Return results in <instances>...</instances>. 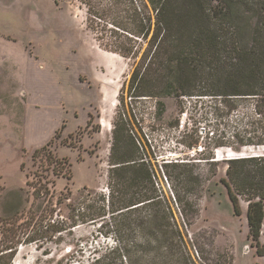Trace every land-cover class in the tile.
Masks as SVG:
<instances>
[{
	"label": "rangeland",
	"instance_id": "obj_1",
	"mask_svg": "<svg viewBox=\"0 0 264 264\" xmlns=\"http://www.w3.org/2000/svg\"><path fill=\"white\" fill-rule=\"evenodd\" d=\"M135 29L130 0H0V264H89L114 247L108 198L140 190L127 183L123 194V179L108 175L128 156L148 162L159 207L183 226L194 264H264L247 202L236 215L221 181L237 153L264 155V117L255 110L264 102L133 96L134 60L152 35L142 39ZM48 143L49 164L33 157ZM170 162L179 167L164 166ZM146 215L128 214L135 244L144 242ZM260 240L264 246V222ZM109 258L121 264L117 254Z\"/></svg>",
	"mask_w": 264,
	"mask_h": 264
},
{
	"label": "trees",
	"instance_id": "obj_2",
	"mask_svg": "<svg viewBox=\"0 0 264 264\" xmlns=\"http://www.w3.org/2000/svg\"><path fill=\"white\" fill-rule=\"evenodd\" d=\"M84 1L90 4L91 0ZM130 3L136 24L132 33L144 39L152 31L143 56L134 60L137 64L130 78L133 96L244 95L264 102V0H146L142 7L134 0ZM261 106L264 103H258L255 110L264 117ZM114 138L120 141L115 132ZM258 144L264 145V138ZM48 145L36 149L33 157L48 160L49 164L52 155ZM147 164L134 156L112 163L108 175L123 179V194L127 193V183H136L140 190L131 198H108L107 214L113 222L115 246L91 257L89 264H113L109 255L114 253L121 264H194L183 226L168 206L163 210L159 207L162 202ZM227 165L226 177L221 181L236 215L242 213L240 200L247 202L249 236L257 254L263 256L260 237L264 222V155L233 157ZM164 166L175 170L179 164L170 162ZM57 167L60 168L54 164L52 169ZM142 173L145 177H141ZM144 178L149 182L148 191L141 190L145 186L139 180ZM38 183L41 187V179ZM138 208L145 209L146 218L140 220L149 226L143 244L133 243L127 233L128 214ZM8 249L12 253L13 247L5 250Z\"/></svg>",
	"mask_w": 264,
	"mask_h": 264
},
{
	"label": "built area",
	"instance_id": "obj_3",
	"mask_svg": "<svg viewBox=\"0 0 264 264\" xmlns=\"http://www.w3.org/2000/svg\"><path fill=\"white\" fill-rule=\"evenodd\" d=\"M202 150H203V148L200 145L197 146L196 148L194 147L193 152H192V156L195 155V154H197V153L202 152Z\"/></svg>",
	"mask_w": 264,
	"mask_h": 264
},
{
	"label": "bare ground",
	"instance_id": "obj_4",
	"mask_svg": "<svg viewBox=\"0 0 264 264\" xmlns=\"http://www.w3.org/2000/svg\"><path fill=\"white\" fill-rule=\"evenodd\" d=\"M110 52H107V54H109ZM112 55H113V53H112ZM239 156H242V155H240V153H237V157H239ZM231 157H233V156H231Z\"/></svg>",
	"mask_w": 264,
	"mask_h": 264
}]
</instances>
